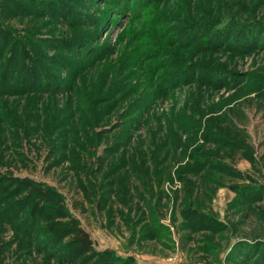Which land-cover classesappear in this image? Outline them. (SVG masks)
<instances>
[{
    "label": "rangeland",
    "instance_id": "1",
    "mask_svg": "<svg viewBox=\"0 0 264 264\" xmlns=\"http://www.w3.org/2000/svg\"><path fill=\"white\" fill-rule=\"evenodd\" d=\"M0 264H264V0H0Z\"/></svg>",
    "mask_w": 264,
    "mask_h": 264
},
{
    "label": "trees",
    "instance_id": "2",
    "mask_svg": "<svg viewBox=\"0 0 264 264\" xmlns=\"http://www.w3.org/2000/svg\"><path fill=\"white\" fill-rule=\"evenodd\" d=\"M77 241L86 249H90L93 245V242L89 236V234L84 230H79L76 234Z\"/></svg>",
    "mask_w": 264,
    "mask_h": 264
}]
</instances>
